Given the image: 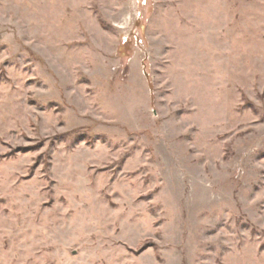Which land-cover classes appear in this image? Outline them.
I'll use <instances>...</instances> for the list:
<instances>
[{"label":"rangeland","instance_id":"374dc122","mask_svg":"<svg viewBox=\"0 0 264 264\" xmlns=\"http://www.w3.org/2000/svg\"><path fill=\"white\" fill-rule=\"evenodd\" d=\"M0 264H264V0H0Z\"/></svg>","mask_w":264,"mask_h":264}]
</instances>
